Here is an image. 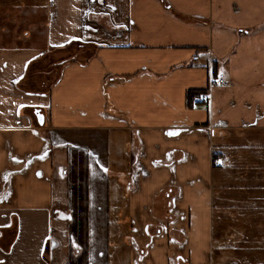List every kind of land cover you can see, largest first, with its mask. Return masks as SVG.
I'll list each match as a JSON object with an SVG mask.
<instances>
[{"label":"crops","instance_id":"0c3cea01","mask_svg":"<svg viewBox=\"0 0 264 264\" xmlns=\"http://www.w3.org/2000/svg\"><path fill=\"white\" fill-rule=\"evenodd\" d=\"M27 1L0 0V264L242 251L216 184L250 150L264 219V0Z\"/></svg>","mask_w":264,"mask_h":264},{"label":"rangeland","instance_id":"374dc122","mask_svg":"<svg viewBox=\"0 0 264 264\" xmlns=\"http://www.w3.org/2000/svg\"><path fill=\"white\" fill-rule=\"evenodd\" d=\"M19 4L22 5H30L27 0H17ZM17 8V7H16ZM17 15V14H14ZM15 19L11 21V23L15 24ZM233 150H237V148H233ZM232 150V151H233ZM250 152V150H245L242 154L243 156L237 160L235 163L236 167H233L232 170L236 174H232L231 176H224L221 178L220 182L216 184L218 187L223 186H231V189H221L220 192V198H222L221 202L224 204V207L228 211L227 216L231 217L234 220L236 219L238 221V217L235 216L233 213H230L231 211H235L236 213L242 214L244 217L243 220H241L244 224H238V225H232L230 227H226L225 230L230 233L232 230H235L237 232V235H240L241 237H245L244 241L236 244L233 248L239 247L242 245V251H238L236 253L233 252H227L223 253L224 257L221 259L225 264H264V226L262 225V222L264 219L259 217L260 212L262 211V208L259 207L257 209V201L255 200V197L259 192H256L253 195L248 194L247 199L244 202V199L242 200L244 202L243 205L247 204L246 206L239 207L240 206V200L238 199L240 196L239 191L235 190L233 188H237L238 186H241V184H244L243 188H250L253 185H259V181H253L250 180L248 182V179L246 175L244 176L243 180L241 179L239 182L235 181V177L237 175H240L244 170H251L253 173L256 169L257 171H260V162L255 161L256 155L254 153H249L247 157V152ZM234 164V163H233ZM247 174V173H246ZM247 190V189H246ZM264 193V192H262ZM247 194V191H244V196ZM261 206V205H260ZM264 206V205H263ZM241 208V209H240ZM240 209V210H239ZM239 210V211H238ZM264 212V209H263ZM239 214V215H240ZM264 214V213H263ZM254 218L257 220V226H249V221L253 222ZM264 218V215H263ZM239 222V221H238ZM222 229V228H221ZM219 236V235H218ZM256 237H259L263 239L261 241L260 239H257ZM262 242V244H261ZM231 246V243H228Z\"/></svg>","mask_w":264,"mask_h":264},{"label":"built area","instance_id":"2783aa9c","mask_svg":"<svg viewBox=\"0 0 264 264\" xmlns=\"http://www.w3.org/2000/svg\"><path fill=\"white\" fill-rule=\"evenodd\" d=\"M212 85L214 87H227L229 85V81L227 80L226 76L221 73V74H218L216 76V78H214L212 80ZM200 102L202 103H207L208 101H210V95H209V92L206 91L204 92L201 96H200V99H199ZM213 163L215 166L219 165V159L218 158H214L213 159ZM174 204H175V200H174Z\"/></svg>","mask_w":264,"mask_h":264},{"label":"trees","instance_id":"16d2710c","mask_svg":"<svg viewBox=\"0 0 264 264\" xmlns=\"http://www.w3.org/2000/svg\"><path fill=\"white\" fill-rule=\"evenodd\" d=\"M204 93V92H203ZM202 93V94H203ZM199 94H200V92H190V93H188V100H189V104H190V106H191V103H192V101L195 99V98H200V96L202 95H200L199 96ZM199 96V97H198Z\"/></svg>","mask_w":264,"mask_h":264},{"label":"water","instance_id":"95a60500","mask_svg":"<svg viewBox=\"0 0 264 264\" xmlns=\"http://www.w3.org/2000/svg\"><path fill=\"white\" fill-rule=\"evenodd\" d=\"M38 122L41 126L44 125V115L40 111H37Z\"/></svg>","mask_w":264,"mask_h":264}]
</instances>
